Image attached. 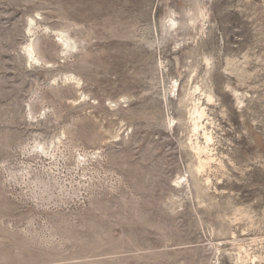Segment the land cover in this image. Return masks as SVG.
I'll use <instances>...</instances> for the list:
<instances>
[{"label":"rangeland","instance_id":"1","mask_svg":"<svg viewBox=\"0 0 264 264\" xmlns=\"http://www.w3.org/2000/svg\"><path fill=\"white\" fill-rule=\"evenodd\" d=\"M0 264H264V0H0Z\"/></svg>","mask_w":264,"mask_h":264},{"label":"bare ground","instance_id":"2","mask_svg":"<svg viewBox=\"0 0 264 264\" xmlns=\"http://www.w3.org/2000/svg\"><path fill=\"white\" fill-rule=\"evenodd\" d=\"M33 24H34V22L30 21L29 28L32 27ZM29 32H31V31H29ZM53 33L55 34L56 42L59 43L62 47L66 48V50L75 51L77 49L76 42L73 41L66 33L61 32V31L60 32L55 31ZM24 53H25L29 62H31L33 64H41V62H40L39 58L37 57L32 45H29L25 49ZM65 78L67 81H69L70 83H73L77 86H79V84H80V80L73 75H67V76H65ZM193 94H195V93H193ZM205 116L206 115H205L204 110L195 104L193 109H192V113L190 114V121L192 124V132L195 134V136H197L199 134V130H202V136H203V141H204V144L201 145L197 140L195 145L193 146V150H194V152H196V155L198 157L201 154L206 153V150H207L206 146H208L212 142L211 136L206 132V130L203 128V124L201 123L202 119ZM38 148L41 150L42 153L48 152V148L43 146L42 144L39 145Z\"/></svg>","mask_w":264,"mask_h":264}]
</instances>
